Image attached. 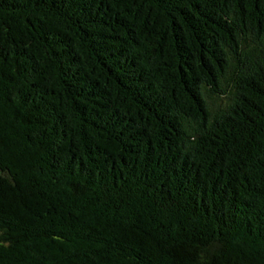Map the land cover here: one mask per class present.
I'll return each instance as SVG.
<instances>
[{
	"label": "trees",
	"instance_id": "16d2710c",
	"mask_svg": "<svg viewBox=\"0 0 264 264\" xmlns=\"http://www.w3.org/2000/svg\"><path fill=\"white\" fill-rule=\"evenodd\" d=\"M0 264H264V0H0Z\"/></svg>",
	"mask_w": 264,
	"mask_h": 264
}]
</instances>
